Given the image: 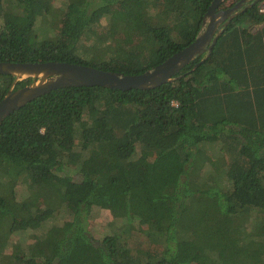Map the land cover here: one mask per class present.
Listing matches in <instances>:
<instances>
[{
    "label": "trees",
    "instance_id": "trees-1",
    "mask_svg": "<svg viewBox=\"0 0 264 264\" xmlns=\"http://www.w3.org/2000/svg\"><path fill=\"white\" fill-rule=\"evenodd\" d=\"M212 1L0 0V62L139 74L192 43ZM253 1L204 60L158 87L56 88L3 119L0 190L12 193H0V264H264V12ZM120 34L128 43L114 44ZM14 79L0 74V100ZM23 182L30 198L18 200ZM94 206L113 218L100 239Z\"/></svg>",
    "mask_w": 264,
    "mask_h": 264
},
{
    "label": "water",
    "instance_id": "water-1",
    "mask_svg": "<svg viewBox=\"0 0 264 264\" xmlns=\"http://www.w3.org/2000/svg\"><path fill=\"white\" fill-rule=\"evenodd\" d=\"M222 1L211 2L204 16L203 28L192 43L139 74H123L62 61L0 62V74H10L15 78L0 100V123L13 111L52 89L69 86L149 89L172 80L174 75L196 57L204 55V60L210 54L223 28L242 11L243 5L249 0H239L232 7L216 11ZM25 78H32V81L14 89L16 82Z\"/></svg>",
    "mask_w": 264,
    "mask_h": 264
},
{
    "label": "rangeland",
    "instance_id": "rangeland-1",
    "mask_svg": "<svg viewBox=\"0 0 264 264\" xmlns=\"http://www.w3.org/2000/svg\"><path fill=\"white\" fill-rule=\"evenodd\" d=\"M54 4L59 7L62 4V0H55ZM48 17H41L40 19L37 20L35 27L37 28L38 26L43 28L45 30L48 29ZM135 29L136 26L134 23H132V27L130 30H128L131 34L135 35ZM117 42L114 40V44H119V45H124L126 43H128V39L126 37V34H120L119 37H116ZM209 155H211V157H213V152L211 151V153H208ZM215 157V155H214ZM212 173V169L210 168L209 164L207 163L201 173L202 177H207L209 174ZM15 189V194L18 200H22L25 198H30L27 192V188H26V183H20L19 185L16 186ZM0 193H4V194H11L12 190H10L9 188H5L4 190H0ZM141 197V194H138L137 198ZM37 203H39V205L42 204L43 200L42 197H38L37 199ZM134 201V200H133ZM141 210H148L147 207L142 206ZM255 214V213H253ZM252 214V215H253ZM65 214L64 212L61 210L57 213V215H55V218H53L52 220H48L47 222H45L42 231L41 229L37 232V234L39 235L41 233L44 234L46 232L47 229H49L52 225L58 224L59 222L63 221L65 219ZM253 217L250 218V221L252 220ZM113 220L112 215L109 211L108 208H102L99 206H94L92 208V213H91V217H90V225H89V232L91 233V235L94 238L100 239L102 238V236L104 234H106L109 231V224L110 222ZM122 221H120V219L117 220V223L120 224ZM252 222V221H251ZM252 224V223H251ZM32 235V232L30 233L29 231H25V232H21V233H15V235H13L11 237V241L16 243V246H18V244H22L25 243L26 241L29 240V236ZM9 249L6 250V253H9Z\"/></svg>",
    "mask_w": 264,
    "mask_h": 264
},
{
    "label": "built area",
    "instance_id": "built-area-1",
    "mask_svg": "<svg viewBox=\"0 0 264 264\" xmlns=\"http://www.w3.org/2000/svg\"><path fill=\"white\" fill-rule=\"evenodd\" d=\"M259 10H260L261 12H264V0H262V1L260 2V4H259Z\"/></svg>",
    "mask_w": 264,
    "mask_h": 264
},
{
    "label": "flooded vegetation",
    "instance_id": "flooded-vegetation-1",
    "mask_svg": "<svg viewBox=\"0 0 264 264\" xmlns=\"http://www.w3.org/2000/svg\"><path fill=\"white\" fill-rule=\"evenodd\" d=\"M230 7H232V6H230ZM229 8V7H228ZM224 9H227V8H224Z\"/></svg>",
    "mask_w": 264,
    "mask_h": 264
}]
</instances>
